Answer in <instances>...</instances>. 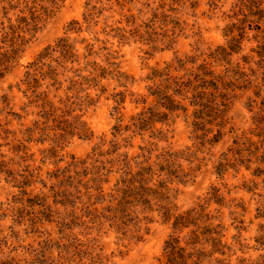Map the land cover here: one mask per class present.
<instances>
[{
	"label": "rangeland",
	"instance_id": "obj_1",
	"mask_svg": "<svg viewBox=\"0 0 264 264\" xmlns=\"http://www.w3.org/2000/svg\"><path fill=\"white\" fill-rule=\"evenodd\" d=\"M25 3L0 0V264H264V0Z\"/></svg>",
	"mask_w": 264,
	"mask_h": 264
},
{
	"label": "trees",
	"instance_id": "obj_2",
	"mask_svg": "<svg viewBox=\"0 0 264 264\" xmlns=\"http://www.w3.org/2000/svg\"><path fill=\"white\" fill-rule=\"evenodd\" d=\"M22 1H25V0H22ZM28 1L29 0H26V2H27V3H25L26 6L29 5ZM15 2H16V0H10V3L12 5ZM32 15H33L34 18L37 17V12L32 13ZM27 18H29V16H26V17H23L22 16V18H20V21H24V22H22V24H24V23H26L28 21ZM24 19H26V21ZM33 25H34V23H33ZM57 48H58V50H56L55 48H49V47L46 48L44 50V52L39 55V58L37 59V64L43 63L44 61L50 62V65H52L51 66V73L53 75H55V76H58V75H62L63 76L64 73L62 71H58L57 68L55 70V66H53V65H54V63H57L58 65H60L61 67L64 68L65 65H66V59L70 56V54H73V52H71L72 51V48H71V46L69 44H67V42H66L65 39L64 40L62 39L59 42V44L57 45ZM54 54H57V57L56 58H55ZM58 54H61V55L58 56ZM95 77H96V75L95 74L94 75L92 74V77L91 78H95ZM172 100H173L172 103H177L178 102L177 100L176 101L174 99H172Z\"/></svg>",
	"mask_w": 264,
	"mask_h": 264
}]
</instances>
